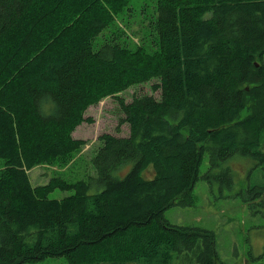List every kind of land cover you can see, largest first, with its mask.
I'll return each instance as SVG.
<instances>
[{"label": "trees", "instance_id": "16d2710c", "mask_svg": "<svg viewBox=\"0 0 264 264\" xmlns=\"http://www.w3.org/2000/svg\"><path fill=\"white\" fill-rule=\"evenodd\" d=\"M130 2L0 0V264H225L212 231L163 214L193 203L205 154L209 181L235 153L263 156L264 0H153L152 49L117 20ZM152 80L157 97L118 96ZM109 95L128 134L96 138L94 175L62 177L85 144L72 131ZM38 165L56 171L33 184Z\"/></svg>", "mask_w": 264, "mask_h": 264}, {"label": "rangeland", "instance_id": "374dc122", "mask_svg": "<svg viewBox=\"0 0 264 264\" xmlns=\"http://www.w3.org/2000/svg\"><path fill=\"white\" fill-rule=\"evenodd\" d=\"M153 0H131V10L118 16V21L135 42H141L146 48L155 47V34H152L150 21L155 16ZM264 62V55H263ZM150 82L130 86L119 92L118 96L125 102L135 95L158 93L150 89ZM246 115L243 109L238 118ZM91 119L79 124L71 133L74 138L85 140L74 161L57 173L68 180L87 178L95 171L91 162L93 150L99 145L96 139L100 134L110 133L125 136L129 132L127 122H124L122 112L115 96L109 95L99 102L88 106L84 113ZM260 150L263 156H247L235 153L222 160L217 167L219 171L228 169L231 176L208 180L204 174L209 167L208 154L203 156L199 177L193 189V203L190 205L173 204L166 208L164 217L172 224L188 227H198L214 233L215 246L220 260L225 264H264V193L259 197H251L246 192L250 185L264 184V130L261 134ZM131 163L120 165L115 171L117 176L121 170L124 173ZM56 168L38 165L28 170L33 184L46 182ZM150 176V173H146ZM71 190L54 189L51 197H62ZM22 264H67L64 256H49L43 259Z\"/></svg>", "mask_w": 264, "mask_h": 264}]
</instances>
